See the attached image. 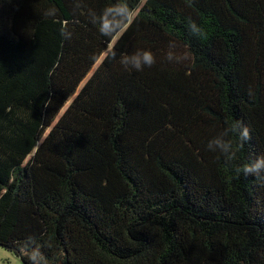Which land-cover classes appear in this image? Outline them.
Here are the masks:
<instances>
[{
  "label": "trees",
  "instance_id": "trees-1",
  "mask_svg": "<svg viewBox=\"0 0 264 264\" xmlns=\"http://www.w3.org/2000/svg\"><path fill=\"white\" fill-rule=\"evenodd\" d=\"M236 121L250 138L210 150ZM262 155L264 0H0V248L22 264H264V180L235 173Z\"/></svg>",
  "mask_w": 264,
  "mask_h": 264
},
{
  "label": "clouds",
  "instance_id": "clouds-1",
  "mask_svg": "<svg viewBox=\"0 0 264 264\" xmlns=\"http://www.w3.org/2000/svg\"><path fill=\"white\" fill-rule=\"evenodd\" d=\"M131 14V10L123 2L117 3L113 7L105 9L100 18L101 33L107 36L115 34L123 27ZM189 27L194 34H199L206 38L203 30L198 28L194 22H190ZM112 55L114 57L115 53ZM120 62L126 68L142 71L144 67H151L155 63V56L150 50H141L136 51L131 55H122ZM230 133L238 137L241 144L250 138L247 127H245L242 122L236 121L231 128L225 129L218 137L209 142V149H219L222 154L231 159L232 140L228 138ZM213 145H215V149H213ZM235 173L237 176L243 173L244 175H253L264 180V155L257 157L243 166L236 167Z\"/></svg>",
  "mask_w": 264,
  "mask_h": 264
},
{
  "label": "rangeland",
  "instance_id": "rangeland-1",
  "mask_svg": "<svg viewBox=\"0 0 264 264\" xmlns=\"http://www.w3.org/2000/svg\"><path fill=\"white\" fill-rule=\"evenodd\" d=\"M0 264H22L15 254L0 248Z\"/></svg>",
  "mask_w": 264,
  "mask_h": 264
}]
</instances>
